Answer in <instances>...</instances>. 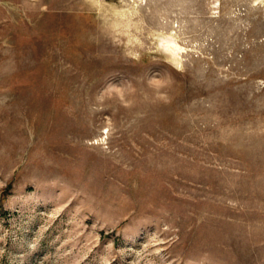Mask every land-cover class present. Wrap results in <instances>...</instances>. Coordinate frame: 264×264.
I'll return each mask as SVG.
<instances>
[{
	"label": "rangeland",
	"instance_id": "obj_1",
	"mask_svg": "<svg viewBox=\"0 0 264 264\" xmlns=\"http://www.w3.org/2000/svg\"><path fill=\"white\" fill-rule=\"evenodd\" d=\"M0 264H264V0H0Z\"/></svg>",
	"mask_w": 264,
	"mask_h": 264
},
{
	"label": "bare ground",
	"instance_id": "obj_2",
	"mask_svg": "<svg viewBox=\"0 0 264 264\" xmlns=\"http://www.w3.org/2000/svg\"><path fill=\"white\" fill-rule=\"evenodd\" d=\"M166 41H167L168 45H172L173 44V45H175L177 47V44H176V42H175V40L173 38H167ZM176 52H177V50H176Z\"/></svg>",
	"mask_w": 264,
	"mask_h": 264
}]
</instances>
